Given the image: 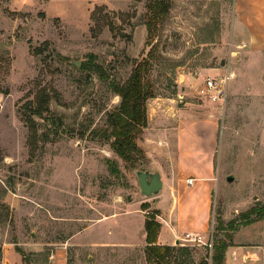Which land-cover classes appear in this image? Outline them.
I'll list each match as a JSON object with an SVG mask.
<instances>
[{"label":"rangeland","instance_id":"obj_1","mask_svg":"<svg viewBox=\"0 0 264 264\" xmlns=\"http://www.w3.org/2000/svg\"><path fill=\"white\" fill-rule=\"evenodd\" d=\"M52 1L47 9L46 0H25L22 7L0 0V246L4 241L42 242L39 257L29 253L33 264H148L145 248L94 249V239L85 236L102 232L94 228L66 240L96 213L131 207L138 211L121 219L134 220L132 232L139 239V230L146 231L144 215H163L174 202L167 177L159 195L141 197L135 171L148 168L149 161L127 163L109 142L93 135L94 130H112L108 117L120 97L111 83L125 82L149 52L147 0ZM58 6L65 11L55 15ZM233 8L236 13L235 0H173L155 38L158 58L146 74L155 94L148 100V123L152 117L156 126L152 132L174 127L172 115L153 118L158 102L168 106L173 98L193 103L205 131L213 121L219 124L217 174L226 188L215 189L209 231L202 234L206 240L211 232L214 240L226 235L217 230L219 213L228 229L231 220L238 223L252 207L264 212V180L255 176L264 172V56L252 54L250 46L227 52ZM94 62L108 78L94 69ZM227 70L237 76L227 82L226 103L211 101L201 92L206 77L220 79ZM47 96L46 117L32 115L38 98ZM231 176L237 180L229 182ZM253 182L259 184L255 198ZM144 202L146 210L141 209ZM116 222L107 226L114 235L122 234ZM163 234L171 237L168 229ZM181 243L186 242L174 246ZM189 246L190 254L172 258L171 264H198L207 254L205 246ZM56 249L64 253L50 258ZM9 260L19 263L14 254Z\"/></svg>","mask_w":264,"mask_h":264},{"label":"crops","instance_id":"obj_2","mask_svg":"<svg viewBox=\"0 0 264 264\" xmlns=\"http://www.w3.org/2000/svg\"><path fill=\"white\" fill-rule=\"evenodd\" d=\"M53 2L52 0H46L45 8ZM15 3L22 7L26 2L25 0H14ZM235 5L237 12L234 13L233 8L232 20L234 19V24L232 22L228 37L230 45L228 49L230 51L228 50L227 52L232 54L236 48L244 49V46H250L252 54H263L264 56V0H235ZM64 9L58 6V9H56L57 14L55 15H59L63 12L61 10ZM50 15H52L51 12L49 13L47 10V16L49 17ZM246 56L249 55L246 54ZM231 59L232 56H230ZM222 64L220 67L223 68L226 64ZM220 67L209 69L219 72ZM227 72L231 71L227 70ZM232 73L234 74L233 77L237 76L236 72L232 71ZM200 74L201 71L199 76ZM220 74L217 73V75ZM179 103L178 99L173 98L172 103L167 106L165 100H160L157 104L158 112L153 115V118L161 120L167 114L172 115L169 117L173 121L174 127L168 130L156 129L152 132L151 128L155 129L156 126L151 124L152 121L150 122V119L152 117L149 116V123L142 133L144 139H138L139 146L145 152V161L148 160L150 166L154 164L161 171L164 185H166L165 180L167 177L170 186H172L174 202L171 201L166 208L164 212L166 216L157 214L162 219L160 221L162 227L158 235V244L170 246L179 243L178 238L184 234L183 231L207 234L212 216L215 189L218 188L221 191L226 188L217 174L216 154L218 150L217 135L219 124L213 121L211 130L209 132L205 131L207 126L198 117L199 112H196L197 108L192 105L193 103L190 101L180 103L181 105ZM147 113L150 115L148 103ZM215 117L217 118V115ZM148 135H153L154 137H148ZM257 174L259 175L255 174V176L258 181L263 182L264 178L262 176L264 177V172H258ZM189 179H193V182L189 183ZM236 180L235 177L233 181ZM258 185L253 182L254 187L250 190L253 198L256 197V191L259 189V187L256 189V186ZM247 192L244 195L247 196L250 193L248 192L247 194ZM133 211L138 210L131 207L124 208L122 211L113 210L101 215L96 213V217L87 226L66 240L74 239L77 235L82 236L94 228V233L102 232L99 234L95 233L96 235H92L93 233L85 234L86 237L94 239V249L107 251L122 249L130 251L136 248H146V231L143 234V230L140 229L139 239H137L132 232L135 231V227H132L134 220L124 222V219H121L123 216L133 215ZM113 220H117L116 223H120L119 227L123 231L122 234L114 235L113 227L107 226ZM145 220L146 216L144 215V227ZM129 225L131 228L128 227ZM164 229L170 231V238L164 236ZM45 244H49V242L46 241ZM42 245V242L35 241H4L1 245L2 257L0 261L2 264H10L9 257L14 254L16 260H19L18 264H33V261L29 260V253L39 257L43 251ZM16 247L17 251L14 249ZM63 253L64 250L56 249L51 253L50 258L53 257L55 259ZM52 262L53 264H60L59 262L56 263V261ZM224 264H264V218L238 227L233 234L231 245L226 251Z\"/></svg>","mask_w":264,"mask_h":264},{"label":"trees","instance_id":"obj_3","mask_svg":"<svg viewBox=\"0 0 264 264\" xmlns=\"http://www.w3.org/2000/svg\"><path fill=\"white\" fill-rule=\"evenodd\" d=\"M173 0H147V21L148 30L147 45L149 52L132 71L130 77L123 83L112 82L111 86L115 94L120 97V103L116 109L109 114L108 120L112 127L111 131L106 129L94 130L93 135L109 142L111 149L127 163H143L145 152L139 146L138 139L142 135L144 128L148 125L147 103L155 96L146 74L153 66V62L158 58V48L155 38L158 35L159 24L170 12ZM112 27V23H108ZM94 69L99 71L103 77L108 78L102 65L94 62ZM83 68H87L84 64ZM50 97H43L37 100L32 107V115L46 117L49 110ZM30 118V117H29ZM28 121H32L29 119ZM32 128V127H30ZM33 129V128H32ZM147 202L142 203L141 209H147ZM264 209V206H262ZM257 207L241 213L242 219L236 223L231 220L229 228H225L221 213L217 217V230L227 231L225 237L214 240L212 251L207 248V254L200 259L198 264H224L228 247L231 245L234 232L240 225H247L253 221L264 218V212H259ZM256 215L257 218L253 216ZM157 214H146V248L145 256L148 264H171L172 258L179 260L184 254H190L189 245L170 246L158 244V235L162 223L156 218ZM229 231V232H228ZM175 253L178 255H175ZM2 248L0 246V259Z\"/></svg>","mask_w":264,"mask_h":264},{"label":"built area","instance_id":"obj_4","mask_svg":"<svg viewBox=\"0 0 264 264\" xmlns=\"http://www.w3.org/2000/svg\"><path fill=\"white\" fill-rule=\"evenodd\" d=\"M233 76L234 74L232 72H227L220 79H218L217 77L207 76L204 83V88L202 89L201 92L211 101L214 102L221 101L225 104L228 97L227 82ZM188 182L192 183L193 179H189ZM180 240L186 242V243H181L182 245L205 246L208 249H210V251H212L214 245V232H211L207 240L200 233L186 232L183 237L178 238L179 243Z\"/></svg>","mask_w":264,"mask_h":264},{"label":"water","instance_id":"obj_5","mask_svg":"<svg viewBox=\"0 0 264 264\" xmlns=\"http://www.w3.org/2000/svg\"><path fill=\"white\" fill-rule=\"evenodd\" d=\"M76 65H81V61H73ZM224 64V60L222 61ZM135 174L138 179L140 188V196L143 198H150L159 195L164 188V181L161 171L152 164L146 169L142 166L136 169ZM235 177L231 176L228 181H233Z\"/></svg>","mask_w":264,"mask_h":264}]
</instances>
